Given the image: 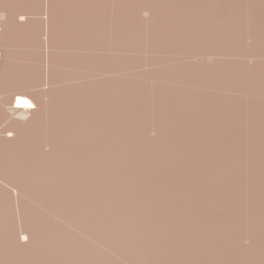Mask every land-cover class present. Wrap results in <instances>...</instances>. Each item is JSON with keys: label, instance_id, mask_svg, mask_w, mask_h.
<instances>
[{"label": "bare ground", "instance_id": "1", "mask_svg": "<svg viewBox=\"0 0 264 264\" xmlns=\"http://www.w3.org/2000/svg\"><path fill=\"white\" fill-rule=\"evenodd\" d=\"M33 1L39 0H0V95L10 89L0 96V264H264V61L205 58L29 92L34 82L27 74L35 69L29 63L38 62L29 53L42 22L36 15L42 0L37 12ZM55 1L56 10L73 4ZM104 1L78 0L84 12L98 2L97 16L111 7L116 16L108 22L111 39L105 37L112 43L102 38L108 57L97 52L103 42L93 45L101 55L91 50L98 56L92 60L91 41L82 46L79 58L87 55L93 67L84 57L81 65L99 75L141 67L124 57L133 56L140 36L128 14L146 24L145 50L137 48L151 55L169 47L218 55L222 43L235 39L264 41V0H113L110 8L112 0ZM53 24L57 35L48 28L47 35L60 43ZM51 37L49 47L60 51L65 43L52 45ZM54 56L53 67L60 62ZM138 93L148 94L151 109Z\"/></svg>", "mask_w": 264, "mask_h": 264}, {"label": "rangeland", "instance_id": "2", "mask_svg": "<svg viewBox=\"0 0 264 264\" xmlns=\"http://www.w3.org/2000/svg\"><path fill=\"white\" fill-rule=\"evenodd\" d=\"M40 1V0H39ZM39 1H33V2H35V3H33L34 5H36V4H38V5H40V3H41V7H40V9H42V10H40L39 11V9L37 8V6L38 5H36V7L34 8V11H39V12H37V16H38V18H42V20L41 19H39V22L40 21H42L40 24H39V26H38V30H37V32L35 33V39H36V45H37V48L36 47H33V46H36V45H33V44H31V45H33L32 47H33V49L35 48V50L33 51V49H29V47L30 46H28V49L32 52H30L27 48H23V49H27L29 52H27V54L29 53L30 55L31 54H33L32 56H29V54L26 56V58H28V56H29V59L28 60H30V58H31V60H33L34 59V53H35V58L38 60V62L36 61L35 63H34V65H32L33 64V62L35 61H32L31 62V60H30V62L31 63H29V62H27V60H24L23 61V63L24 64H22L23 65V67L25 66V64L27 63H29V64H31V66H32V68H35L34 70L32 69L30 72H32V73H28L27 74V78H29L32 82H34V84H33V87L32 88H30L29 89V92H34V91H43V90H47V89H56V88H58L59 89V87L61 88V87H64V85L66 86L67 84V86H69V83H70V85L72 84V85H74V84H80V83H85V82H91V81H94V80H100L101 78H106V77H110V76H122V75H126V74H129V73H136V72H140V71H150V70H153V69H155V68H159V67H162V66H169V65H173V64H177V65H192V64H195L196 62H199L200 60H202V59H205V58H214V59H216V60H220V61H222L224 64H240V63H242V62H245L246 60H250L251 61V63H252V60H260V61H264V41L263 42H260L259 44L257 43V44H255L254 43V41L253 40H248L247 41V43L244 41V40H242V41H237L236 39H235V42L234 43H232L233 45H231V46H224L225 45V43L223 44H221V45H223L222 47V49H220L218 52H216V53H218V55L217 54H215V55H202V56H195L194 54H175V53H172V52H174L170 47L169 48H167L168 49V52L166 51V53H165V55H164V53L163 54H152L151 55V53H143L144 52V50H145V47H146V42L143 40L144 38H145V35H146V33L145 32H147L146 31V28H147V26H143V25H141V22H142V24H144V25H146L143 21H139V22H137V23H135V18L133 17V15H129L128 14V16H129V18H131L130 20H129V18H128V16H126V19L127 20H129V21H131L130 23H132V18L134 19V24L133 25H138L137 27L135 26V28H136V32L140 35V36H137L138 34L136 33V36H137V39L135 38L134 39V41L136 40V42L137 41H139L140 39H141V37H142V40H140V42H137L138 44L136 45V42H134V43H132V45L134 46L135 45V48H137V47H139L140 46V48H141V50L143 51H141L140 50V48H137L136 50H135V48H132L133 49V52H134V54H133V56H132V54H128L127 56H124V57H128V60H132L131 62H133V61H135L134 63H137V61L136 60H138V62L139 63H141V64H139L141 67H136V68H133V69H127V70H122V71H120V72H117V73H108V74H100L99 75V73L98 72H89V70H87L88 68H89V66H87V65H85L84 64V66L85 67H87L86 69H85V67L83 68V64L81 65V63L83 62H81V60H84L83 59V57L85 58V56H87V55H90L89 54V52H91V50L92 49H94V47H93V45L96 47V49L97 48H99V43H101V42H103L104 43V45H102L101 44V47H102V49H98L97 50V52L98 53H102V55H105L106 56V53H107V55L109 54L108 53V51L110 50V53H111V48L108 50V48H109V46H108V48H106L107 46L106 45H108V43H112V40L110 41V40H108V39H111L110 38V35L108 36V34H111L112 32H113V30H114V28H113V24H114V21L113 22H111V19L113 20L116 16H114L113 14H111V17H110V11H112V10H110V9H112V7H111V5L113 4V0H112V3H111V1H110V5H109V13H107V15H106V13H102L101 15H98L97 16V13L96 12H98L100 9H99V3L98 2H96V6L98 7V9L96 8V7H94V10H92L91 12L92 13H90L88 10L86 11V12H88V14L86 13V12H84L86 9H84L83 7H82V9H81V7H80V2H78V0H69L70 1V3H73L72 5L70 4L69 6H67V4H69V2H65V1H60V4H64V2H65V4H64V6L63 7H65V5H66V7H65V10L66 9H68V7H69V9L71 10H63L62 8V5H61V9L64 11V12H71L70 14L69 13H64V12H62V11H60V8H59V12H56L57 10H56V7H58L57 6V4H56V1L54 0V1H51V4L50 5H48L49 3L48 2H45V1H47V0H42L40 3H36V2H39ZM48 1H50V0H48ZM93 1H95V0H89V2H93ZM104 1V0H103ZM47 3V5L48 6H50V8H51V10H50V8L49 7H46L47 5H44L43 6V3ZM55 2V9L54 8H52L51 7V5H52V3H54ZM59 2V1H58ZM78 2V3H77ZM104 2H107L106 0L104 1ZM108 2H109V0H108ZM107 2V3H108ZM74 3H76V4H74ZM59 4V5H60ZM74 5H76L77 6V8L79 7L80 8V10L79 9H77V8H75L74 7ZM46 7V8H45ZM73 7V8H72ZM72 8V9H71ZM38 9V10H37ZM46 9H48V10H46ZM52 9H54V10H52ZM75 9V10H74ZM84 9V10H83ZM97 9V10H96ZM73 10V11H72ZM83 11L82 12V15L83 16H81V17H83L82 19H81V17L79 16V15H81L80 13L81 12H79V11ZM49 11H52V12H54L53 14H51V13H48ZM74 11H77V12H74ZM95 11V12H94ZM35 12V13H36ZM62 12V13H61ZM79 12V13H78ZM66 15V16H64V14ZM75 15H77L78 14V16H75ZM85 13V14H84ZM95 13V14H94ZM112 13V12H111ZM39 14V15H38ZM50 14H51V16H50ZM63 14V15H62ZM67 14H69V15H67ZM90 14V15H89ZM93 14V15H92ZM105 14V16L103 17V15ZM41 15V16H40ZM53 15H55L56 17H54ZM72 15V16H71ZM75 17H74V16ZM84 15H87L88 17H86V16H84ZM95 15V16H94ZM69 16V17H68ZM100 16V17H99ZM113 16V17H112ZM130 16H132V17H130ZM145 18H146V16H148V14L146 13L145 15H143ZM6 17V18H5ZM4 17V19L3 20H5V19H8V16H5ZM51 17V19H49V18ZM54 17V18H53ZM58 17V18H57ZM76 17L79 19H77V21H76V23H77V25L79 26V29H78V27L76 28V27H74V26H72V25H74V24H76L75 23V20H76ZM80 17V18H79ZM88 19L89 17V19L87 20L88 21V23H87V21H86V18ZM95 17V18H94ZM105 17H108L107 19L105 18ZM109 17H110V19H109ZM69 18H70V20H69ZM72 18V19H71ZM92 18H93V20H92ZM97 18V19H96ZM105 18V19H104ZM49 20V22H48V20ZM58 20V21H56V24L57 25H59L58 24V22H59V20L61 19V20H63L62 22H64V20L67 22L68 20V22H71V26L72 27H70V25H67V24H69V23H66L65 22V24L67 25H64V24H62L63 26H61V28L63 27V31H62V29L60 28V27H58V26H56L55 24H53L52 23V20ZM83 19H84V23L86 22L87 24L86 25H88V26H86L84 23H83ZM96 19V20H95ZM136 19H137V17H136ZM51 20V21H50ZM53 20V21H54ZM61 20H60V22H61ZM94 20H95V23H93L94 22ZM101 20H102V22H101ZM103 20H105V21H103ZM115 21H116V19H114ZM45 21V22H44ZM74 21V22H73ZM82 21V22H81ZM89 21H92V23L91 22H89ZM50 22H51V25H50ZM59 22V23H60ZM74 24H73V23ZM79 22H81L82 23V25L83 26H86V27H88L89 29H84L83 31L82 30H80L81 28H83V26L81 25V23H80V25H81V28H80V25H79ZM108 22L109 23H113L112 25H108ZM104 23V24H103ZM140 24V26H139V24ZM42 24V25H41ZM52 24L54 25V27H53V30H57L58 28V30H57V33H58V31L59 30H61L60 31V33H62V34H60L59 33V35H63L62 37H63V40H61L62 39V37L61 36H59V38H57L58 40H60V43H59V45L60 46H62L63 44L61 43V41L62 42H64L65 44H67V45H63L62 47H64V48H67V49H70V50H62L63 48L61 47L60 48V51H59V47L57 48L58 49V51H57V49L56 48H53L52 46V48H50L49 47V45L48 44H50V42L49 43H47L50 39V37L52 36L53 37V35H52V32H53V34H56V31H55V33H54V31H52ZM89 24H90V26H89ZM95 26V27H92V26ZM37 26V25H36ZM58 27V28H56V27ZM103 26V27H102ZM109 26V27H108ZM112 26V27H111ZM142 26V27H141ZM19 27V26H18ZM44 27V28H43ZM46 27V28H45ZM85 27V28H86ZM113 28V29H111V28ZM145 27V28H144ZM20 28V27H19ZM17 29L16 28V31L18 30H20V29ZM51 29V36L50 35H47L48 33L47 32H50V30L49 31H47L48 29ZM71 28H72V31H70L71 30ZM74 28H76L77 29V31L76 32H74V33H72L75 29ZM110 28V30H108V29ZM140 28V30H138V29ZM143 28L145 29V31L143 30ZM44 29H46V31L44 30ZM94 29V30H93ZM40 30H42L41 32H44V33H41V36L42 37H40V35H39V38L37 39V37L38 36H36V34H40L39 33V31ZM87 30V33H88V35H87V33L85 32ZM98 30V31H97ZM104 30V31H103ZM112 30V31H111ZM138 30V31H137ZM142 30V31H141ZM78 31H80V32H78ZM89 31V32H88ZM20 32V31H19ZM85 33V35H86V37H85V35H82V37L84 36L85 38H83V40H82V37L80 36L78 39L79 40H82V44H81V47L79 48V44H78V42H80L79 40H76L77 39V35L79 36L80 35V33ZM92 32V34H90ZM95 32V33H94ZM106 32V33H105ZM107 32H108V34H107ZM143 33V35H141L140 33ZM79 33V34H78ZM101 33V34H100ZM18 34H19V36H20V34L21 33H18L17 32V37H18V40L17 41H19V36H18ZM45 34V35H44ZM50 34V33H49ZM72 34H74V36L72 35ZM92 36H90V35ZM94 34V35H93ZM99 34H100V37L101 38H98L97 39V37H99ZM57 35V34H56ZM76 35V36H75ZM103 35H104V37H103ZM47 36H48V38H47ZM50 36V37H49ZM55 36V35H54ZM71 36H73V37H71ZM90 36V37H89ZM96 36V37H95ZM108 36V37H107ZM17 37H16V39H17ZM52 37H51V41L53 42V44L52 45H54L55 43H54V40H52ZM55 37H57V36H55ZM54 37V38H55ZM61 37V38H60ZM105 37H107V38H105ZM139 37V38H138ZM34 38V37H33ZM53 38V39H54ZM76 38V39H75ZM91 40H90V39ZM104 40H106V41H109L107 44L103 41V39ZM238 38H240V37H238ZM237 38V39H238ZM48 39V40H47ZM56 39V40H57ZM100 39V40H99ZM33 41V43H34V39H32ZM41 40V41H40ZM85 40H87V42L86 43H84V41ZM93 40V41H92ZM102 40V41H101ZM238 40H241V39H238ZM88 41H91V43H92V45H90V46H92L93 48H89V50L87 51V50H85V53L84 54H86V51L88 52L87 53V55H85V56H83L81 59L79 58V57H81L82 55H83V49H85V48H83L84 46V44H88L89 42ZM99 41V42H98ZM168 41V44L170 43L169 41L170 40H167ZM176 41H178V40H176ZM175 40L173 41V42H171L172 44H174V42H175V44L177 43V44H183L182 42H176ZM234 41V40H233ZM244 41V42H243ZM93 42H94V44H93ZM95 42H97L96 43V45H95ZM142 42H143V44H142ZM58 43H56V44H58ZM84 43V44H83ZM110 43V44H111ZM170 43V44H171ZM43 44H44V46H43ZM55 44V45H56ZM69 44V45H68ZM73 44H75V46L77 47V49H75V47L73 46H71V45H73ZM77 44V45H76ZM140 44V45H139ZM39 45V46H38ZM51 45V44H50ZM220 43H219V45H217V47L218 48H221L220 46ZM58 46V45H57ZM67 46V47H66ZM71 46V48H68V47H70ZM83 46V47H82ZM142 46V47H141ZM262 46V47H261ZM106 48V50L104 51L103 50V48ZM215 47H216V45H215ZM216 47V48H217ZM81 50H79V49ZM21 48H19V50H20ZM18 50L19 52H21V53H23V54H25L26 53V51H24V50ZM50 49V50H49ZM54 49V50H53ZM73 49H75V50H77V51H74V52H71V51H73ZM96 49L95 50H92V52H94L95 51V53H96ZM262 49V50H261ZM57 52H56V51ZM100 50V51H99ZM103 50V51H102ZM171 50V52H169ZM174 50H175V48H174ZM22 51H24V52H22ZM51 51H53L52 52V54L53 53H55V54H53V56H54V58H51V60L53 61V63H56V59L58 60V61H60L61 62V64H60V62L58 63V64H60L61 66H62V64H63V66L64 67H62L61 69H62V71L64 70V73H65V75L66 76H69V75H71V79L72 80H70V81H63L64 79H62V74L64 75V73H62V71L60 72V73H62L61 74V76L59 77V75H60V73H59V71L61 70L60 69V66H56V64H55V66L53 67V65L54 64H52L51 66H50V64H51V61L49 60L50 59V57H53V56H51L52 54L50 53ZM55 51V52H54ZM78 51H80V52H82L81 54H79V53H77L79 56H77V55H75L76 53L75 52H78ZM137 51H139L138 52V54H137ZM141 51V52H140ZM176 51V50H175ZM34 52V53H33ZM71 52V53H70ZM103 52H104V54H103ZM113 52V51H112ZM132 52V53H133ZM136 52V53H135ZM259 52V53H258ZM48 53H50L49 55H48ZM73 53H75V54H73ZM98 53H96L95 55H97ZM167 53H169V54H167ZM203 53H206V52H203ZM41 55V56H40ZM101 54H98V56H100ZM130 55V56H129ZM93 56H94V53H93ZM98 56H96V58L95 59H97V57ZM102 57V58H106V57H108V56H106V57ZM59 57V58H58ZM67 57V58H66ZM90 57V58H89ZM89 57H86L87 59L89 58L90 60H92V59H94V58H92L91 57V55L89 56ZM33 58V59H32ZM75 58V59H74ZM85 58V60H84V62L83 63H87L88 61H90V60H87ZM102 58H98L99 59V61L100 60H105V59H102ZM153 58V59H152ZM40 59V60H39ZM107 59V58H106ZM74 60V61H73ZM147 60V61H146ZM150 60H152V61H150ZM154 60V61H153ZM199 60V61H198ZM41 61V63H39ZM48 61L50 62V64H48ZM142 61V62H141ZM26 62V63H25ZM46 63V64H44V63ZM102 62V61H101ZM156 62V63H155ZM158 62H161V63H158ZM92 63V61H90V63L88 62L87 64H91ZM43 64V65H42ZM65 64V65H64ZM70 65H71V67H70ZM98 65H100L101 66V68L103 69L105 66H104V64H100V63H98ZM97 65V66H98ZM40 66V67H39ZM43 66V67H42ZM100 66H99V68H100ZM102 66H104V67H102ZM26 67H30V65H26ZM25 67V68H26ZM37 67H38V70H37ZM46 67V68H45ZM51 69H49V68ZM68 67V68H67ZM73 67V68H72ZM93 67V64H91V66H90V68H92ZM97 68V67H96ZM41 69V70H40ZM49 69V70H48ZM48 70V71H47ZM56 70V71H55ZM39 71V72H38ZM56 74H57V76L59 77H57L56 76ZM69 74V75H68ZM30 75V76H29ZM38 75V76H37ZM64 75V76H65ZM110 75V76H109ZM34 76V77H33ZM103 76V77H102ZM40 77V78H39ZM54 78L55 79V81L57 80V78L60 80V81H62V82H60L59 80L57 81V82H55V83H53V81H50L51 79L50 78ZM57 77V78H56ZM61 78V79H60ZM32 79H34V80H32ZM37 79V80H36ZM48 79H49V81H48ZM53 80V79H52ZM39 82V83H38ZM42 82V83H41ZM60 82V83H59ZM38 83V84H37ZM45 83V84H44ZM42 85V86H41ZM44 85V86H43ZM52 89V90H53ZM58 89H56L57 91H58ZM31 90V91H30ZM7 90H5L4 92V95L3 94H1L0 96H1V98H3V97H6L7 95H9L10 94V89L8 90V92H6ZM55 91V90H54ZM69 91V90H68ZM59 92H61V94H63V92H62V90L61 91H59ZM67 92V91H66ZM71 92V91H70ZM66 93V95H65V92H64V94L62 95V97L63 96H67V97H69L70 96V94L71 93ZM73 93H74V91H72ZM8 93V94H7ZM72 93V94H73ZM55 94H56V92H55ZM57 94H58V92H57ZM56 94V96H55V98L57 97L58 98V96L60 95V93L57 95ZM67 94H69V95H67ZM94 94H96L95 92H94ZM140 93H138L137 94V96L139 95ZM146 101H147V99H146V97H149V96H147L148 94H140ZM140 96V97H141ZM145 96V97H144ZM139 97V96H138ZM138 97H137V99H138ZM0 98V99H1ZM59 98L61 99V97L59 96ZM58 98V101L60 100ZM141 101H143L144 99H141V98H139ZM139 99H138V101H139ZM149 99V98H148ZM62 100V99H61ZM141 101H139L140 103H141ZM149 101H151L150 99H149ZM149 101H147L148 103V106L147 105H145V103L144 102H142L143 103V106L145 105V106H147L146 108L147 109H151V105H152V103L151 102H149ZM150 103H151V105H150ZM102 107L104 106V105H101ZM142 106V108H145V106L143 107ZM153 106V105H152ZM69 107V106H68ZM104 107H106V105L104 106ZM140 107H141V105H140ZM11 112V111H10ZM12 113V112H11ZM46 149L47 150H49L50 148H49V146H47L46 147ZM139 152H137V156L139 155V157H140V154L142 155V156H145V157H148L147 155H144V153H139ZM159 154V153H158ZM158 154H156V155H158ZM150 155V154H149ZM155 155V156H156ZM160 155V154H159ZM158 155V156H159ZM161 155H163V154H161ZM141 156V157H142ZM157 156V157H158ZM144 157V158H145ZM226 211H227V209H226ZM240 210H238V212H239ZM237 212V213H238ZM240 213V212H239Z\"/></svg>", "mask_w": 264, "mask_h": 264}, {"label": "snow or ice", "instance_id": "3", "mask_svg": "<svg viewBox=\"0 0 264 264\" xmlns=\"http://www.w3.org/2000/svg\"><path fill=\"white\" fill-rule=\"evenodd\" d=\"M24 103H25V105H26L27 107H33V105H31V104L28 103L27 101H25Z\"/></svg>", "mask_w": 264, "mask_h": 264}]
</instances>
